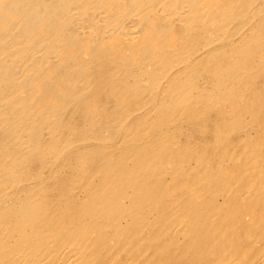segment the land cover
I'll return each instance as SVG.
<instances>
[{
	"label": "bare ground",
	"instance_id": "6f19581e",
	"mask_svg": "<svg viewBox=\"0 0 264 264\" xmlns=\"http://www.w3.org/2000/svg\"><path fill=\"white\" fill-rule=\"evenodd\" d=\"M258 71L264 0H0V264H264V87L232 90Z\"/></svg>",
	"mask_w": 264,
	"mask_h": 264
},
{
	"label": "rangeland",
	"instance_id": "374dc122",
	"mask_svg": "<svg viewBox=\"0 0 264 264\" xmlns=\"http://www.w3.org/2000/svg\"><path fill=\"white\" fill-rule=\"evenodd\" d=\"M257 73H258V76H257ZM255 75H249L248 77L247 76H245V77H239V78H237V81H236V78H235V82L236 83H234L233 84V93L235 94V93H237V92H239V91H244V92H246V94L247 95H251V93L255 90V88H261V85L264 87V76H263V72L261 73V72H257ZM260 74H261V76H260ZM253 76V77H252ZM248 79H247V78ZM259 77H261V78H259ZM251 78V79H250ZM244 79H247V80H244ZM259 80V81H258ZM241 81V82H240ZM246 81V82H245ZM257 81V82H256ZM259 82V83H258ZM262 82V83H261ZM253 83V84H252ZM131 86H133V87H135L136 86V81H130V83H129ZM257 84H259V85H257ZM249 86V87H248ZM252 86V87H251ZM262 87V88H263ZM251 88H253V89H251ZM261 88V89H262ZM252 91V92H251ZM261 91V90H260ZM263 91V90H262ZM251 92V93H250ZM219 100H221L220 102H219ZM219 100H215V102H212L213 104H210V105H208V107L206 108V110H205V115H207V117H206V119H207V122H206V124H204L205 126H207V127H210V126H213L214 127V125L215 126H218V127H222L221 125H223V124H225L224 122V118H223V115H224V108H225V106L226 107H229L230 108V110L234 113V115H239L240 114V108H238L237 109V111H235V109L233 108L234 107V105L233 104H231L230 103V101H229V99L228 98H222V99H219ZM227 101V102H226ZM218 102H219V104H218ZM255 103V102H254ZM223 104H224V106H223ZM260 103L257 101V104H256V106L255 107H259V109H260V107L262 106V105H259ZM214 105H216V106H214ZM218 105V106H217ZM231 106V107H230ZM251 106V107H250ZM250 106H248V111L249 112H251V113H253L252 111H254V109H255V107H253V105H250ZM217 107V108H216ZM210 108V109H209ZM254 108V109H253ZM208 109V110H207ZM219 111H218V110ZM262 109V108H261ZM221 110V111H220ZM228 114V113H227ZM259 117V118H258ZM257 118V120H255ZM254 120V125H251V126H249V128L250 129H248V133L247 134H249V135H251L250 137L247 135L246 136V141H245V138L243 139L245 142H247V144H250V146H252V148L253 149H255L256 151H260V149H262V152L264 153V134L262 135L261 134V132H264V125H263V121H261V116H257ZM258 120H260L261 122H259ZM257 125V129L255 130V126ZM223 130V136H220V137H218L216 140H212V138L211 137H208V136H204V135H200V134H197V133H195V134H193V139H194V144H192V146H191V150H192V152H191V154H190V162H192L193 164H195V162H197V160H203L204 158L205 159H207V162H208V164L210 165V166H218V158L216 157L217 156V153H218V150H219V146H222V144H225V145H232L233 143H235L236 141H237V132H236V130H233V131H231L230 133H228V129H222ZM227 132V133H226ZM252 132V133H251ZM226 133V134H225ZM259 135V136H258ZM203 136V137H202ZM251 138V139H250ZM236 139V140H235ZM239 139V138H238ZM199 140V141H198ZM211 140V141H210ZM255 141H256V144H255ZM201 142H203V143H201ZM204 142H205V147L203 146V144H204ZM182 143H183V145H182ZM188 143V142H187ZM213 143V145H211ZM217 143V144H216ZM221 143V144H220ZM260 143V144H259ZM201 144V145H200ZM207 144V145H206ZM219 144V145H218ZM183 146V147H187L186 145H190V143H188V144H186V141L185 140H183L182 139V142L180 143V146ZM200 145V146H199ZM212 146V147H210L209 148V146ZM263 145V146H262ZM181 146V148H183ZM200 148H199V147ZM216 146H218V150L216 149L217 147ZM261 146H262V148H261ZM202 148V149H201ZM210 149V150H209ZM214 149V150H213ZM199 150H201V151H199ZM217 150V151H216ZM200 152V154H199V152ZM209 151V152H208ZM213 151V152H212ZM196 152H197V156H196ZM208 152V153H207ZM206 153V154H205ZM208 156V157H207ZM196 157V158H195ZM213 158V159H212ZM211 159V160H210ZM216 159V160H215ZM242 160V159H241ZM240 160V161H241ZM195 161V162H194ZM190 169H188V170H186V175H185V173L183 174V176H182V178H180V179H177V184L178 185H180V183L181 182H183L182 184H181V186H184V185H186V184H189V183H191L192 182V178H191V176H192V172H190L189 171ZM231 172H233V170L231 171ZM239 173V172H238ZM189 174V175H188ZM188 175V176H187ZM191 175V176H190ZM180 176V177H181ZM190 177V178H189ZM244 177V176H243ZM245 178V177H244ZM184 180V181H183ZM242 180H244L243 178H240L239 179V181H238V184L236 185V188H238L239 186H240V188H244L245 187V184H246V181L244 180V183H243V181ZM188 181V182H187ZM242 181V182H241ZM151 183H153V182H151ZM241 184V185H240ZM243 184V185H242ZM167 185H170V183L169 184H167ZM171 186V185H170ZM173 186V185H172ZM238 186V187H237ZM240 188H238L237 190L235 189L234 191H232V193L230 194V196H228L227 197V199H226V201H227V204H228V206H226V207H223L224 206V204H222L220 207H219V210H221L222 212H224L225 214L226 213H228L229 211H232V210H234L237 206L239 207V205L241 206L242 205V200H241V198H240V191L242 190V189H240ZM179 189V188H178ZM239 190V191H238ZM236 191V192H235ZM238 192V193H237ZM160 193V192H159ZM183 193H185L183 196L184 197H187V191L185 190ZM204 197H206V195H204L203 196V198ZM207 198V197H206ZM230 198V199H229ZM257 199H256V202H255V206H260V208L259 209H261V205H263L262 203L260 204V200H261V198H260V195L259 196H257L256 197ZM185 199V198H184ZM259 199V200H258ZM232 200V201H231ZM241 200V201H240ZM234 202H236V203H234ZM238 202V203H237ZM258 204V205H257ZM232 205V206H231ZM258 207H256V210H257V208ZM241 214V213H240ZM243 214V213H242ZM244 215V214H243ZM242 216V215H241ZM245 216V215H244ZM243 217V216H242ZM245 218V217H244ZM244 218H241L240 217V221L242 220V222L241 223H244V221L246 222L245 223V225H241V229H240V227H238L239 228V230H244L245 228L244 227H247L248 226V224H247V221L244 219ZM244 219V220H243ZM247 225V226H246ZM242 226H243V228H242ZM206 228V227H205ZM206 230V229H205ZM202 233H203V235H202ZM207 233V234H206ZM199 235H200V237H201V247L203 248V245H204V242L209 238L208 236V232H206V231H204V230H201L200 231V233H199ZM205 235H207L206 237V239L204 240V238H205ZM202 236H203V238H202ZM240 243V244H239ZM243 242H238V245H241ZM198 253H197V252ZM196 252V253H195ZM203 252V251H202ZM201 249L200 248H197V249H194L193 250V253L191 254V259H193V257H194V259L193 260H197V259H195V257L197 256V255H200L201 253ZM195 254H197V255H195ZM193 255V256H192ZM196 258H198V257H196ZM204 262H206V261H204ZM203 262V263H204ZM208 262V261H207Z\"/></svg>",
	"mask_w": 264,
	"mask_h": 264
}]
</instances>
